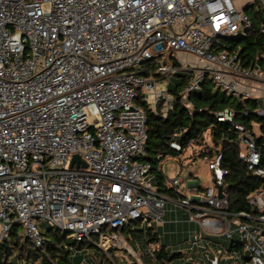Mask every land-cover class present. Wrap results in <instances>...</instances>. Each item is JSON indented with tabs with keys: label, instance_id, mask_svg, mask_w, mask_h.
<instances>
[{
	"label": "built area",
	"instance_id": "built-area-1",
	"mask_svg": "<svg viewBox=\"0 0 264 264\" xmlns=\"http://www.w3.org/2000/svg\"><path fill=\"white\" fill-rule=\"evenodd\" d=\"M243 1L0 0V244L17 221L41 246L40 220L96 245L111 264V249L127 252L119 254L123 264H143L115 232L132 221L164 224L167 198L140 160L146 114L137 100L166 116L174 101L172 79L183 74L178 96L188 109L189 95L209 79L228 94L258 99L257 113L264 116V50L243 66L237 54L221 48L227 36L252 28L247 9L259 14L264 34V0ZM164 53L168 61L155 65V73L139 69ZM233 116L224 109L217 119L232 122L239 158L264 176L255 135ZM74 155L80 162H72ZM219 158L202 157L211 185L194 190L195 200L179 199L198 228L194 243L202 234H236L247 262L264 264V217L245 222L228 211L226 197L217 196L224 174ZM180 183L169 180L178 194ZM263 191L249 197L262 211ZM217 252L210 264H219ZM229 254L242 258L235 250Z\"/></svg>",
	"mask_w": 264,
	"mask_h": 264
},
{
	"label": "trees",
	"instance_id": "trees-1",
	"mask_svg": "<svg viewBox=\"0 0 264 264\" xmlns=\"http://www.w3.org/2000/svg\"><path fill=\"white\" fill-rule=\"evenodd\" d=\"M246 11L252 19V28L243 35L227 36L221 48L237 54L243 66H251L264 50V34L260 31L259 14L249 9ZM238 43L241 45L239 49ZM186 77L180 74L173 82L170 90L174 101L166 116L155 114L141 100H137L146 114V153L140 160L148 163V173L158 193L163 196L179 197V194L168 185L161 171L160 162L165 157L179 161L187 146L190 143L200 144L204 134L208 132L213 147L201 149L199 156L213 159L220 155V166L224 170L221 186L228 202V211L239 215L241 221L256 222L254 218L264 217V211L253 206L249 202V197L258 189L264 190V176L254 174L239 158V132L233 127L232 122L218 120L217 114L224 109L231 110L234 113L233 121L249 128L254 135L252 124L257 125L259 135H255V143L260 152L258 167L264 170V116L257 113L260 101L228 94L207 79L198 90L189 95L192 107L188 109L178 96ZM131 223H126L117 231H125ZM20 227L21 224L15 221L9 231V237L0 244V264H72L70 247L81 249L83 246L93 245L86 240L75 241L67 238L66 231L62 232L54 226H49L41 232L43 244L36 246L25 239ZM146 238L147 244H159L160 235L157 228L150 225L146 229ZM230 239L228 250L242 254L243 246L239 239L236 236ZM154 256L155 261L164 264L169 262L173 255L165 245L159 244L154 250ZM241 256L246 258L243 254Z\"/></svg>",
	"mask_w": 264,
	"mask_h": 264
},
{
	"label": "rangeland",
	"instance_id": "rangeland-1",
	"mask_svg": "<svg viewBox=\"0 0 264 264\" xmlns=\"http://www.w3.org/2000/svg\"><path fill=\"white\" fill-rule=\"evenodd\" d=\"M244 1L243 0H237V5H241ZM238 49L241 47L240 43L237 44ZM168 61V54L164 53L160 55V57L153 59L149 65H144V66H139V69H142L144 67H148V71L151 73L156 72V67L159 63L161 62H167ZM172 80H176V78H173ZM252 128L254 129L255 135H259V131L257 128L256 124H252ZM206 147H213L211 143V139L209 136V133L206 132L203 136V139L201 140V143H190L187 148L184 150V152L180 156V160L178 161L177 159H174L172 157H165L161 162V171L163 175L166 178V181H169L170 179L174 177L178 178H187L192 172L197 173V180H200V184L203 186V188L211 185L212 179H211V172L208 170V167L206 163L201 162L197 160L196 162L194 161H189L190 158L197 159L199 156V152L201 149H204ZM193 159V160H194ZM191 162V163H190ZM181 163L184 164L183 168L181 167ZM198 170V171H197ZM197 171V172H196ZM264 195V191H263ZM12 221L15 220L14 217L11 218ZM37 225L40 228L41 232H43L46 228L49 226L51 227V223H44L40 220H37ZM149 227V222L147 221H141V222H134L128 226V228L120 232L119 230L115 231L123 236L125 238L127 244L140 253L141 255V261L143 264H160L159 262L155 261V256H154V250L156 247L160 244L158 243H146V229ZM193 230V229H192ZM20 231L23 232V229L20 227ZM159 231L164 232L162 229ZM108 233H112L113 231L107 230ZM194 232V230H193ZM193 232L191 231L190 234L193 235ZM67 238H72V234L69 232H66ZM233 236H236L234 234ZM237 237V236H236ZM190 235H188V240L186 243L190 246L192 249V244L189 240ZM175 237H173V240ZM182 238H180L181 240ZM204 241H208L209 243H212L210 248H201L200 253L198 254V262L199 264H210L209 260L212 258L213 253H210V251H214V253L217 252V250H220L218 256L222 260L223 257H226L228 259H233L230 254L227 252L228 250V245L229 241L231 240L230 238H226L224 235H219L216 237H212L211 239H208L207 236L202 234V238ZM170 240L169 236H167L166 243L163 241L161 245H167L170 246L171 244L168 243ZM162 242V241H161ZM174 242V241H173ZM121 243L124 245V242L121 241ZM165 243V244H164ZM175 243V242H174ZM183 243V242H182ZM228 246V247H227ZM71 248V259L73 260L74 256H79L81 263H85V260H88L90 264H111V259L107 254L103 255V251L98 249L96 245L92 246H83L81 249H76L75 247H70ZM191 249L188 252V255L191 259L193 256L191 255ZM216 250V251H215ZM173 252V251H171ZM120 253H127L124 249H116V250H110V255L114 261L115 264H123L124 260L119 256ZM131 259L133 257H130ZM171 264H175L176 258L170 259ZM36 264V263H35ZM136 264V263H133ZM249 264V262H247Z\"/></svg>",
	"mask_w": 264,
	"mask_h": 264
},
{
	"label": "crops",
	"instance_id": "crops-1",
	"mask_svg": "<svg viewBox=\"0 0 264 264\" xmlns=\"http://www.w3.org/2000/svg\"><path fill=\"white\" fill-rule=\"evenodd\" d=\"M190 158L189 161H194L196 162L197 160L204 162L201 157H197V159ZM191 163V162H190ZM183 165L181 163V167L183 168ZM198 171V170H197ZM196 171V172H197ZM181 180V183L179 185V197L178 195L176 196H164L167 198L166 204H165V216H164V224L161 226H157V231L162 229L164 232L161 233L159 231L160 235V244L163 243V241L166 243L167 236H169L170 240L168 243H170V246L166 245V248L169 250V253L172 254V258H176L175 264H199L198 262V254L200 253L201 248H210L209 246L212 245V243H209L208 241H204L203 239H196L193 235L190 234V232L193 230L198 231L197 226L188 221V214L185 210L184 207H181L179 205V199H181L184 196L191 197L193 200H195L194 193L196 191H203V186L200 184V180H197V173H191L187 178H179ZM169 185V181H167ZM176 192V191H174ZM181 197V198H180ZM263 226V222H258ZM193 229V230H192ZM188 235H190V242L192 244V249L186 243L188 240ZM173 237L175 239L173 240ZM180 238H182L180 240ZM162 241V242H161ZM175 243H174V242ZM183 242V243H182ZM164 243V244H165ZM228 247V246H227ZM191 249V255L193 258L189 257L188 252ZM173 251V252H171ZM216 251V250H215ZM214 251H210V253H213ZM229 253V250H227ZM81 263L80 257L79 256H74L73 260L71 259L72 264H77ZM88 264V260H85ZM219 264H247V259L246 258H241V260H233V259H228L226 257H223V259L219 260ZM171 264V262H170Z\"/></svg>",
	"mask_w": 264,
	"mask_h": 264
},
{
	"label": "water",
	"instance_id": "water-1",
	"mask_svg": "<svg viewBox=\"0 0 264 264\" xmlns=\"http://www.w3.org/2000/svg\"><path fill=\"white\" fill-rule=\"evenodd\" d=\"M248 6L246 5V6H244V8L246 9ZM73 161H76V162H80L79 161V157L77 156V155H74V157H73V159H72V162ZM82 165L83 166H85V164L84 163H82ZM224 194H223V192H222V186L221 185H218L217 186V196H219L220 198H223L224 196H223ZM67 232V231H66ZM264 235V234H263ZM25 239H27V236H25Z\"/></svg>",
	"mask_w": 264,
	"mask_h": 264
}]
</instances>
